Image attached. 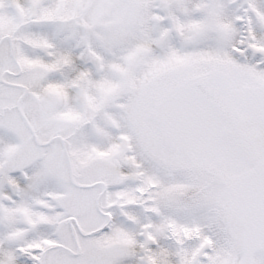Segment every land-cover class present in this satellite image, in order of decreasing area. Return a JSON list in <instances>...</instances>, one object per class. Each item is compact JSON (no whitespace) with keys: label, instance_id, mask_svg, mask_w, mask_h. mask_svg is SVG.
<instances>
[{"label":"snow or ice","instance_id":"6c2138e0","mask_svg":"<svg viewBox=\"0 0 264 264\" xmlns=\"http://www.w3.org/2000/svg\"><path fill=\"white\" fill-rule=\"evenodd\" d=\"M0 264H264V0H0Z\"/></svg>","mask_w":264,"mask_h":264}]
</instances>
